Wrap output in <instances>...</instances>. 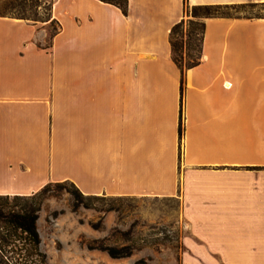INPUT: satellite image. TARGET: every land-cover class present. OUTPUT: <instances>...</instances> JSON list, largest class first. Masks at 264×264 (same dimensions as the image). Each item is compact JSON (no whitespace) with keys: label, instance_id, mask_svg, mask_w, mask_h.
Segmentation results:
<instances>
[{"label":"crops","instance_id":"1","mask_svg":"<svg viewBox=\"0 0 264 264\" xmlns=\"http://www.w3.org/2000/svg\"><path fill=\"white\" fill-rule=\"evenodd\" d=\"M128 3L54 0L49 48L0 16V196L175 198L180 264H264V18L204 19L192 69L170 44L187 6L264 0Z\"/></svg>","mask_w":264,"mask_h":264},{"label":"rangeland","instance_id":"2","mask_svg":"<svg viewBox=\"0 0 264 264\" xmlns=\"http://www.w3.org/2000/svg\"><path fill=\"white\" fill-rule=\"evenodd\" d=\"M8 2L1 0L0 6ZM40 5L38 18L46 22L37 23L46 26V47H49L59 28L55 21L49 20L48 1L40 0ZM229 15L264 17V7L231 10ZM190 20L203 21L195 18L193 8L187 6L184 21ZM197 44H192L195 55L199 51ZM68 190L69 187L53 186L40 212L41 250L47 255L49 264H134L140 259L147 264H169L173 258L180 263L185 225L183 204L178 199L120 198L112 202L95 201L94 209L73 210ZM92 240L105 241V245L118 249L131 246L134 251L129 258L112 259L104 251L89 250L85 242Z\"/></svg>","mask_w":264,"mask_h":264},{"label":"trees","instance_id":"3","mask_svg":"<svg viewBox=\"0 0 264 264\" xmlns=\"http://www.w3.org/2000/svg\"><path fill=\"white\" fill-rule=\"evenodd\" d=\"M49 20H53L52 7L54 0H47ZM117 6L122 12L128 14V0H100ZM264 4H240L231 6H194L195 18H241L231 17L229 11L253 9ZM41 8L40 0H9L4 6H0V16L17 18L22 20L46 22L38 18L37 9ZM247 19L264 18L245 16ZM55 21V20H53ZM56 22V21H55ZM57 23V22H56ZM59 28V25H58ZM55 34L51 38L50 46ZM204 21L190 20L187 23L182 20L176 24L170 33L172 59L182 70L192 69L201 63L204 42ZM198 43V54L193 53L192 44ZM49 46V47H50ZM48 47V48H49ZM182 137V126L179 129ZM53 186L69 187L68 193L72 199V209L80 207L94 209L95 201H114L120 198L86 196L72 183H50L39 192L30 196H0V264H49L47 255L41 250V237L38 231V220L44 201L49 196ZM113 209V208H111ZM89 250H101L112 259H124L132 256L134 248L124 246L120 249L105 245V241L92 240L85 242ZM134 264H147L143 259ZM180 264V263H178Z\"/></svg>","mask_w":264,"mask_h":264}]
</instances>
